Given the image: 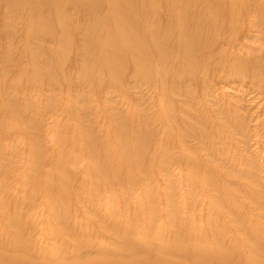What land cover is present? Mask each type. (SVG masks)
Instances as JSON below:
<instances>
[{"label": "rangeland", "instance_id": "1", "mask_svg": "<svg viewBox=\"0 0 264 264\" xmlns=\"http://www.w3.org/2000/svg\"><path fill=\"white\" fill-rule=\"evenodd\" d=\"M9 1L0 264H264V0H186L198 56L165 0ZM134 3L176 58L163 78L93 69L96 10Z\"/></svg>", "mask_w": 264, "mask_h": 264}, {"label": "bare ground", "instance_id": "2", "mask_svg": "<svg viewBox=\"0 0 264 264\" xmlns=\"http://www.w3.org/2000/svg\"><path fill=\"white\" fill-rule=\"evenodd\" d=\"M165 1L170 9L176 11L173 15L172 22V17L168 16V22L180 29L179 38L185 40L190 39L186 47L187 52L192 56H198L202 46L200 39L197 41L193 38L196 35L188 33L192 11L190 7L185 6L186 0ZM157 2L158 0H151V4L153 5L151 7H154L153 9L157 7L154 6ZM5 3L9 9L17 5V11L23 12H25L24 9L26 7H31V11L35 9L39 11V8L43 5V2L39 0H21L20 2L19 0H12ZM55 5L57 8L61 7L59 1H56ZM95 16L98 18L104 16V19L111 22V29L107 35L109 39L104 41L102 46L92 54V58L96 62L101 60L98 66H96L95 61L93 62L95 63L93 69L97 68L101 73L103 71H109L111 74L115 75V73H121L127 65H130L140 69L144 74L153 78L156 71L158 72L156 75L159 74V76L163 78L172 70L176 61L173 60L176 58L173 56L169 46L166 45V43L156 42L155 39H152V42L151 39H148L149 32L154 35L156 31H154L155 28L149 24V17L151 19L153 15L150 10H146L145 6L134 3L128 9L116 10L113 12L96 10ZM158 17L159 16H157V18ZM43 19L45 18L43 17ZM165 33V35H170L172 32L171 30H166ZM91 74L92 70L89 72V75ZM261 249L264 250V246H261Z\"/></svg>", "mask_w": 264, "mask_h": 264}]
</instances>
